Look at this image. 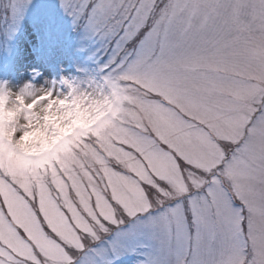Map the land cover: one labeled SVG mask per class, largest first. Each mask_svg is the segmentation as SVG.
<instances>
[{"label": "rangeland", "instance_id": "1", "mask_svg": "<svg viewBox=\"0 0 264 264\" xmlns=\"http://www.w3.org/2000/svg\"><path fill=\"white\" fill-rule=\"evenodd\" d=\"M101 3L84 51L55 67L30 23L0 50L16 85L32 68L70 82L30 146L6 139L0 104V264H54L44 242L88 244L98 221L119 233L116 264H264V0Z\"/></svg>", "mask_w": 264, "mask_h": 264}, {"label": "snow or ice", "instance_id": "2", "mask_svg": "<svg viewBox=\"0 0 264 264\" xmlns=\"http://www.w3.org/2000/svg\"><path fill=\"white\" fill-rule=\"evenodd\" d=\"M101 0H0V50L11 54L10 43L23 31L26 23H30L40 40L41 61L47 67H55L57 53L69 56L75 51H84L77 44L91 38L94 25L100 23L97 12L102 10ZM146 27V21L137 34ZM148 29L141 44H147L150 33ZM156 41L160 42L163 51L164 43L159 33ZM154 54V44L151 45ZM70 84L69 81H63ZM27 135V134H25ZM135 219L136 213H128ZM104 221L119 229L123 221L114 219V214L102 213ZM100 223V233L89 230L91 237L88 244L76 237H63L64 243L44 242L41 251L54 264H116L119 257L115 253V243L109 235V229ZM103 235H102V234ZM108 236V239H105Z\"/></svg>", "mask_w": 264, "mask_h": 264}, {"label": "clouds", "instance_id": "3", "mask_svg": "<svg viewBox=\"0 0 264 264\" xmlns=\"http://www.w3.org/2000/svg\"><path fill=\"white\" fill-rule=\"evenodd\" d=\"M29 75L30 80L16 85L11 76L0 74V104L6 113H10L6 139L11 140L18 149L30 146L33 140L48 134L55 118L59 116L63 119V105L69 100L67 95L61 98L53 94L55 86L67 80L63 74L59 78L45 77L39 84L35 80L42 75L40 69H29Z\"/></svg>", "mask_w": 264, "mask_h": 264}]
</instances>
